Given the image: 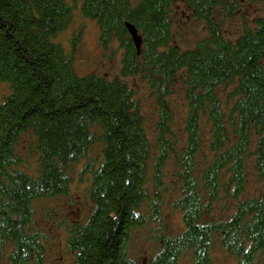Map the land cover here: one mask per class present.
I'll use <instances>...</instances> for the list:
<instances>
[{"label":"trees","instance_id":"obj_1","mask_svg":"<svg viewBox=\"0 0 264 264\" xmlns=\"http://www.w3.org/2000/svg\"><path fill=\"white\" fill-rule=\"evenodd\" d=\"M183 1L208 25V36L185 49L172 42L174 0H82L100 46L116 42L122 51L119 75L109 76L77 73L80 30L69 50L57 41L73 17L66 0H0V83L8 89L0 101V247L11 248L8 264H44L35 204L67 195L75 178L88 180L92 208L66 230L69 264H138L129 243L161 219L169 161L179 190L171 207L183 227L175 235L159 227L152 264H214L215 241L236 264H264V192L244 197L248 162L264 180V17L235 40L216 22L221 9L232 17L243 2L264 0ZM132 77L147 84L157 108L153 141ZM176 83L186 108L181 148L169 100ZM23 135L32 141L33 172L17 151ZM220 201L233 210L213 218Z\"/></svg>","mask_w":264,"mask_h":264},{"label":"rangeland","instance_id":"obj_2","mask_svg":"<svg viewBox=\"0 0 264 264\" xmlns=\"http://www.w3.org/2000/svg\"><path fill=\"white\" fill-rule=\"evenodd\" d=\"M73 7V17L67 28L59 34L57 41L65 50H69V41L72 33L77 30L81 32V39L75 53V69L78 74L97 73L99 75L118 76L120 71L121 49L117 43H111L107 49L100 46L98 42V27L95 21L85 18L81 13L82 0H66ZM216 22L220 31L227 39L235 40L240 35L243 26L251 25L257 18L264 17V3L243 2L234 12L232 17H226L221 9ZM173 37L172 42L180 48L192 47L198 40L208 36L207 23L191 13V9L183 0H174L172 4ZM219 20V21H218ZM141 105V111L145 117L146 127L150 140L153 141L154 126L157 119V108L150 96L146 83L138 77L126 79ZM232 88V87H231ZM8 92L7 86L0 83V101ZM221 96H225L219 90ZM173 108L174 122L172 130L178 139V147L184 143L182 132L185 111V98L181 84L176 83L173 94L169 98ZM203 140L206 145L210 136L208 126L202 128ZM32 141L27 135H23L17 149L24 158L23 168L29 172L36 169L32 150L28 149ZM202 154L209 155L208 148L204 147ZM94 156L90 151L88 156ZM89 159L93 160L91 157ZM83 159L81 163L87 161ZM202 155L198 158V166L202 168ZM76 166V171L80 169ZM176 165L169 161L164 167V184L166 191L163 193V204L161 206V219L158 222L149 223L144 229L133 233L129 243L130 257L138 264H152L158 248L159 227L167 235H175L182 230L181 214L171 207L173 200L179 195L176 185ZM248 179L244 197L258 196L264 192V180L258 178L252 169V164L247 165ZM243 198V197H242ZM232 201L216 202L211 213L213 218H220L224 214L232 212ZM92 208L88 197V180L79 182L74 180L67 195L55 199H42L35 204L34 226L44 236V264H69L71 256L65 247L66 230L73 222L84 221ZM10 247H0V264H8ZM212 258L214 264H236L235 259L228 255L215 241L212 247ZM178 264H185L184 261Z\"/></svg>","mask_w":264,"mask_h":264},{"label":"water","instance_id":"obj_3","mask_svg":"<svg viewBox=\"0 0 264 264\" xmlns=\"http://www.w3.org/2000/svg\"><path fill=\"white\" fill-rule=\"evenodd\" d=\"M126 27L129 31L130 35L132 36V39H133L135 45L137 46L139 44V36L137 35L135 28L130 24H126Z\"/></svg>","mask_w":264,"mask_h":264}]
</instances>
